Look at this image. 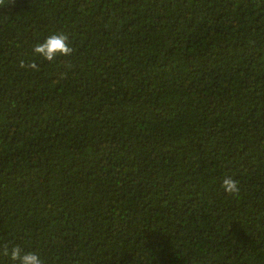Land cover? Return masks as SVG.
<instances>
[{
    "label": "trees",
    "instance_id": "obj_1",
    "mask_svg": "<svg viewBox=\"0 0 264 264\" xmlns=\"http://www.w3.org/2000/svg\"><path fill=\"white\" fill-rule=\"evenodd\" d=\"M58 29L74 55L20 69ZM5 243L45 264H264V0H5Z\"/></svg>",
    "mask_w": 264,
    "mask_h": 264
},
{
    "label": "clouds",
    "instance_id": "obj_2",
    "mask_svg": "<svg viewBox=\"0 0 264 264\" xmlns=\"http://www.w3.org/2000/svg\"><path fill=\"white\" fill-rule=\"evenodd\" d=\"M5 0H0L3 5ZM76 49L70 41V36L63 30L52 31L42 42L38 41L32 47L34 59L30 61L20 60L18 67L20 69L32 72L41 70L40 64L47 62L48 65H54L64 58L72 57ZM221 187L229 195H237L240 192L239 182L232 176L223 178ZM0 254L8 257L15 264H45V261L36 251L24 252L19 245L9 246L5 243L0 247Z\"/></svg>",
    "mask_w": 264,
    "mask_h": 264
}]
</instances>
